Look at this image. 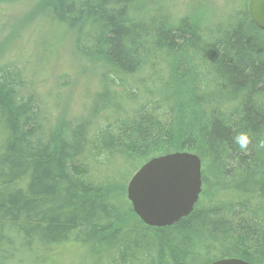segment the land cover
I'll use <instances>...</instances> for the list:
<instances>
[{
	"label": "trees",
	"instance_id": "1",
	"mask_svg": "<svg viewBox=\"0 0 264 264\" xmlns=\"http://www.w3.org/2000/svg\"><path fill=\"white\" fill-rule=\"evenodd\" d=\"M246 1L204 28L156 0H40L101 88L52 123L17 62L0 65V264H62L68 246L85 248L72 264H264V31ZM184 152L202 161L200 200L147 227L126 183Z\"/></svg>",
	"mask_w": 264,
	"mask_h": 264
},
{
	"label": "rangeland",
	"instance_id": "2",
	"mask_svg": "<svg viewBox=\"0 0 264 264\" xmlns=\"http://www.w3.org/2000/svg\"><path fill=\"white\" fill-rule=\"evenodd\" d=\"M250 1L247 0L244 4L248 8ZM156 2L154 13L157 9H164L171 21L189 17L204 28L208 27V24L222 22L243 5L242 0ZM39 6L40 0H0V65L13 60L17 62L28 81L26 92L31 90L37 94L41 99L40 106L43 107L44 114L51 113L49 119L51 118L52 123L61 116L65 118L79 117L84 113L87 115V108L101 88L98 77L99 64L94 66L87 58L71 53L74 47L72 35L66 36L60 43L61 39L56 37L60 35V29L54 31L38 11ZM65 124L60 123L57 131ZM4 141L5 133L1 131L0 145ZM128 182L125 191L127 200ZM84 249L81 246H68L64 251L62 264L77 263L75 257L81 255Z\"/></svg>",
	"mask_w": 264,
	"mask_h": 264
},
{
	"label": "water",
	"instance_id": "3",
	"mask_svg": "<svg viewBox=\"0 0 264 264\" xmlns=\"http://www.w3.org/2000/svg\"><path fill=\"white\" fill-rule=\"evenodd\" d=\"M249 15L264 31V0H251ZM203 191L202 163L198 156L173 153L151 159L133 176L127 198L137 217L150 228H167L189 217ZM211 264H250L221 259Z\"/></svg>",
	"mask_w": 264,
	"mask_h": 264
},
{
	"label": "clouds",
	"instance_id": "4",
	"mask_svg": "<svg viewBox=\"0 0 264 264\" xmlns=\"http://www.w3.org/2000/svg\"><path fill=\"white\" fill-rule=\"evenodd\" d=\"M236 140L241 148L246 147L248 141L245 135L242 134L241 136L237 137Z\"/></svg>",
	"mask_w": 264,
	"mask_h": 264
},
{
	"label": "bare ground",
	"instance_id": "5",
	"mask_svg": "<svg viewBox=\"0 0 264 264\" xmlns=\"http://www.w3.org/2000/svg\"><path fill=\"white\" fill-rule=\"evenodd\" d=\"M191 154V153H190ZM193 155H195V154H193ZM197 156V155H196ZM201 160V159H200ZM201 163H202V161H201ZM136 174V173H135ZM133 178V177H132ZM132 180V179H131ZM130 180V181H131ZM130 183V182H129ZM128 186H129V184H128ZM127 190H128V187H127ZM129 201V200H128ZM132 205V204H131ZM134 211V210H133ZM153 228V227H152ZM158 229H161V228H158Z\"/></svg>",
	"mask_w": 264,
	"mask_h": 264
}]
</instances>
